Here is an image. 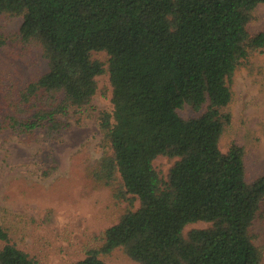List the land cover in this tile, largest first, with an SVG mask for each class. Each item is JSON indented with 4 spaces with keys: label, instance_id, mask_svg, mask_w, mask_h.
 <instances>
[{
    "label": "trees",
    "instance_id": "trees-1",
    "mask_svg": "<svg viewBox=\"0 0 264 264\" xmlns=\"http://www.w3.org/2000/svg\"><path fill=\"white\" fill-rule=\"evenodd\" d=\"M264 0H0V14H20L19 34L37 41L48 69L19 89L0 121L53 139L60 119L86 106L96 76L107 72L112 111L99 117L111 154L95 174L121 180L119 195L136 198L105 228L100 243L70 264H112L121 248L141 264H264L249 228L264 198V174L245 179L244 146L219 141L230 123L229 81L264 29L250 33L251 11ZM92 51L108 55L106 66ZM203 111L188 118L178 109ZM175 158L167 178L153 165ZM210 222L193 228L187 223ZM0 264H34L0 226Z\"/></svg>",
    "mask_w": 264,
    "mask_h": 264
},
{
    "label": "rangeland",
    "instance_id": "rangeland-1",
    "mask_svg": "<svg viewBox=\"0 0 264 264\" xmlns=\"http://www.w3.org/2000/svg\"><path fill=\"white\" fill-rule=\"evenodd\" d=\"M21 22L20 14H0V121L12 112L10 102L19 89L48 69L41 45L21 38ZM247 29L250 33L264 29V3L251 11ZM91 57L106 66V52L92 51ZM96 83L86 106L72 107L59 116L70 125L53 139L39 130L26 134L4 124L0 127V226L7 231L8 242L27 252L34 264H70L83 258L88 248L100 243L105 228L127 209L139 206L131 195H119L118 175L107 181L95 174L101 159L111 154L99 117L112 111L107 72L97 75ZM229 88L226 109L231 119L219 146L222 151L232 143L244 146L245 179L252 182L264 174V47L238 64ZM203 109L184 105L178 113L188 118ZM174 160L159 155L152 162L166 179ZM210 225L190 222L182 233L186 237L189 230ZM249 233L254 244L264 249V198ZM6 242L0 239V247ZM102 258L112 264H141L121 248Z\"/></svg>",
    "mask_w": 264,
    "mask_h": 264
}]
</instances>
